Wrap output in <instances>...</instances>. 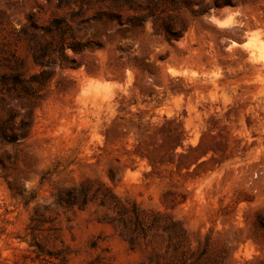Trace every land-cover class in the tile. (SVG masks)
Returning <instances> with one entry per match:
<instances>
[{"label":"rangeland","instance_id":"374dc122","mask_svg":"<svg viewBox=\"0 0 264 264\" xmlns=\"http://www.w3.org/2000/svg\"><path fill=\"white\" fill-rule=\"evenodd\" d=\"M230 1L167 40L110 0H0V121L29 124L0 140V264H264V0Z\"/></svg>","mask_w":264,"mask_h":264},{"label":"trees","instance_id":"16d2710c","mask_svg":"<svg viewBox=\"0 0 264 264\" xmlns=\"http://www.w3.org/2000/svg\"><path fill=\"white\" fill-rule=\"evenodd\" d=\"M110 2L114 7H124V9L126 10L139 12L140 14L135 16L136 20H138V25H141L142 23V25L145 26L148 21H152L153 28L156 29V27L161 26L163 29L164 36L167 40L175 39L178 37V31L170 23L171 19L175 18L177 15L170 14L167 11L177 10L181 7V5H183L189 10L190 13H193L196 16H203L209 13L210 8L221 9L225 6L231 5L230 0H211V4L200 6L198 9L194 10L191 8V6L194 4L195 0H145L144 5L139 4L136 0H110ZM60 3L61 0H59V4ZM85 3H88V0H86ZM162 6H165L164 9H161ZM114 17H116V19L118 18V16ZM163 18H165V20ZM54 27L56 31L62 35L63 31L62 28H60L59 22H54ZM43 51L44 48L40 46L39 49L35 50V54H33V60L35 63L42 65L41 59L43 58ZM44 74L45 71H43L39 75V77L45 79ZM31 80L39 83V85L41 83L40 81H38V77H31ZM5 81L6 78L2 77L1 85H3L5 89L11 88L12 90H15L17 87L16 85L20 82L19 78L17 76H14L12 77L13 85L11 87H7L5 86ZM35 92L36 91H34V94H36ZM27 114H25V116L29 117V112ZM14 117L15 115H9L8 119L0 121V140L2 142L4 141L7 143H13L18 139V137L23 138L26 136L25 131L29 127V124L25 120H21L18 125L19 131L21 132H7V130L11 129L12 120L14 119ZM64 191L65 194L58 195L56 199V203L60 205L69 206L72 204L79 203V201L81 203H84L88 196L87 188H84L82 185H80L79 187L65 188Z\"/></svg>","mask_w":264,"mask_h":264}]
</instances>
